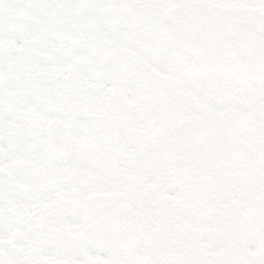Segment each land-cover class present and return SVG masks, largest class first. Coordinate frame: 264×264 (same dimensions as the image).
I'll use <instances>...</instances> for the list:
<instances>
[{
  "label": "snow or ice",
  "instance_id": "snow-or-ice-1",
  "mask_svg": "<svg viewBox=\"0 0 264 264\" xmlns=\"http://www.w3.org/2000/svg\"><path fill=\"white\" fill-rule=\"evenodd\" d=\"M0 264H264V0H0Z\"/></svg>",
  "mask_w": 264,
  "mask_h": 264
}]
</instances>
